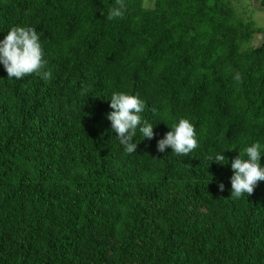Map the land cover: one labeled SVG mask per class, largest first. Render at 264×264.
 I'll return each instance as SVG.
<instances>
[{"label": "trees", "instance_id": "obj_1", "mask_svg": "<svg viewBox=\"0 0 264 264\" xmlns=\"http://www.w3.org/2000/svg\"><path fill=\"white\" fill-rule=\"evenodd\" d=\"M124 3L108 19L115 0H0V39L33 26L52 73L0 65V264H264V181L230 197L239 147L264 142L257 29L222 0ZM113 91L139 94L154 123L131 155ZM180 117L198 148L157 151Z\"/></svg>", "mask_w": 264, "mask_h": 264}, {"label": "clouds", "instance_id": "obj_2", "mask_svg": "<svg viewBox=\"0 0 264 264\" xmlns=\"http://www.w3.org/2000/svg\"><path fill=\"white\" fill-rule=\"evenodd\" d=\"M126 5L124 0H115V6L108 10V19L122 17ZM0 65L7 72L8 79L21 80L30 75H37L42 79L51 78V71L47 68L44 49L40 34L33 26H11L3 39H0ZM240 81V74L234 76ZM111 112L107 119L111 122V129L118 138L119 145L126 154H134L137 148L135 139L139 134L142 138L152 139L154 123L143 114L146 111V101L139 94L129 91H113L108 97ZM156 115V109H152ZM163 138L157 141V151L164 153L167 147L177 156H189L199 146L196 126L186 117H180L172 122ZM228 147L225 149H231ZM225 149L216 156H210L207 163L216 161L226 164ZM264 142L255 140L243 147L230 162L232 176L230 177V197L234 200L250 195L259 181H264ZM227 163H229L227 159ZM224 189L223 183L218 185Z\"/></svg>", "mask_w": 264, "mask_h": 264}, {"label": "rangeland", "instance_id": "obj_3", "mask_svg": "<svg viewBox=\"0 0 264 264\" xmlns=\"http://www.w3.org/2000/svg\"><path fill=\"white\" fill-rule=\"evenodd\" d=\"M154 0H144V7L153 6ZM229 3L237 17L252 22L257 29L251 44H264V0H222Z\"/></svg>", "mask_w": 264, "mask_h": 264}]
</instances>
